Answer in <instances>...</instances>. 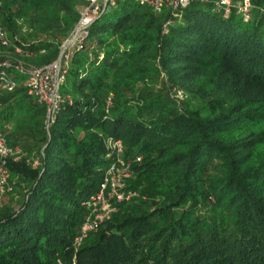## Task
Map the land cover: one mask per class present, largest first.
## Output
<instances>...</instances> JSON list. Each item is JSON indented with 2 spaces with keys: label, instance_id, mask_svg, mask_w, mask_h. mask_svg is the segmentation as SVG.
Listing matches in <instances>:
<instances>
[{
  "label": "trees",
  "instance_id": "obj_1",
  "mask_svg": "<svg viewBox=\"0 0 264 264\" xmlns=\"http://www.w3.org/2000/svg\"><path fill=\"white\" fill-rule=\"evenodd\" d=\"M214 1L161 13L118 2L70 52L61 85L70 101L50 125L12 76L0 125L14 120L9 145L36 152L39 164L7 161L0 264H264V0H250L248 22ZM82 3L0 0V26L58 42ZM19 18L30 33L19 32ZM52 41L25 47L46 50L29 63L52 61ZM107 137L121 140L136 174L125 188L137 196L75 247L79 203L114 159Z\"/></svg>",
  "mask_w": 264,
  "mask_h": 264
},
{
  "label": "built area",
  "instance_id": "obj_2",
  "mask_svg": "<svg viewBox=\"0 0 264 264\" xmlns=\"http://www.w3.org/2000/svg\"><path fill=\"white\" fill-rule=\"evenodd\" d=\"M120 1H128L137 6L146 7L154 13H161L164 10L183 8L192 2H208L209 0H83V11L79 19L80 26L75 31V33L82 31V34L79 35L77 40L78 47L76 48L81 47L82 41L88 35L89 26L108 10L115 7ZM213 4L217 11H223L225 15L235 8L236 13L241 17L243 22H248L252 18L253 5L250 0L236 2H232L231 0H215ZM261 11L264 10L261 9ZM32 42L33 40L27 43L23 42L17 35H11L10 38H7L6 30L0 28V46H12V51L15 54L32 55L33 53H45L44 47H39L34 51L25 48ZM68 42L61 46L62 53L66 47L68 49ZM69 54V52L64 54L65 63L68 60ZM60 58L61 56H57L52 61L39 66L23 64L21 62L8 63L7 60H2L0 62V91L13 90L17 84L12 76L14 74L22 76L27 95L33 97L39 104L44 106L47 122H53L63 105L70 101L68 95L61 93L65 68L61 65ZM9 69H13L14 74H10ZM108 103L109 98L106 101V104ZM8 130V126L0 125V194L8 190L9 172L7 161L9 159H18L23 155L20 148L9 145L6 137ZM105 146L108 149L107 156H112L114 159L103 170L96 190L79 203L85 211V215L79 233L73 240L75 247L81 243L89 232H95L99 226L111 217L117 204L137 196L136 191L125 188V183L131 175V168L129 163L122 159L123 144L121 140L119 138L107 137L105 139ZM36 165L37 162L34 161L33 166Z\"/></svg>",
  "mask_w": 264,
  "mask_h": 264
},
{
  "label": "rangeland",
  "instance_id": "obj_3",
  "mask_svg": "<svg viewBox=\"0 0 264 264\" xmlns=\"http://www.w3.org/2000/svg\"><path fill=\"white\" fill-rule=\"evenodd\" d=\"M139 7H142V6H139ZM77 11H78V14H79L78 19L74 22L72 28L67 32L66 36L63 37L61 41H58V42H57V40H53L52 41V40H50L48 38V36L46 34H39V35L38 34H36V35L33 34L32 36H30L31 38L28 41L23 40V39H21V40H23V42H26L27 43V42L31 41V39L33 38V41H36L38 39H42V40H45V41H52V42H54V44H56V46H57V55H56V57L57 56L58 57L61 56V58H60L61 59V65H63V67L66 68V65L65 64H67V62L65 63L66 60L64 58V54H67L68 52L70 53L73 49H75L76 47H78L77 40L79 38V35L82 34V31H79V32L77 31V33H75V31L78 28V26H80L79 25V19H80V15H81V13L83 11V4H81L80 6L77 7ZM17 21H18V26L20 27V29H19L20 31L19 32H21V33L22 32L23 33H30L31 32V29L28 27V24H27V22L25 21L24 18H19ZM0 28L5 29L6 30V37L7 38H10L11 33L5 27H3V26H0ZM68 40H69V42H68ZM67 42L69 44L68 49L66 47L65 48V51L62 53L61 52V49H62L61 46L64 45V44H66ZM45 53H46V50H45ZM19 55H21V56H19ZM19 55H15V53L10 54L8 52H7V54H4L0 50V59L7 60L8 63H11V62L12 63L13 62H21L23 64H25V63L26 64H31V63H29V61L32 58L35 59L36 57H38V56L35 57V55H36L35 53H33L32 55H25V54L21 53ZM9 73L10 74L11 73L14 74V72L11 71V70H9ZM15 76H17V75H15ZM18 84L20 86H24V80L23 79L20 80L18 82ZM172 92H173V97L175 99L182 100L184 98V95H183V93L180 90L173 89ZM17 116H18L17 118H20L21 117L20 114H17ZM50 123H52V122H48L49 125H50ZM5 124H6V126H8L9 129H10V127L13 128L14 127V120L8 121ZM19 159H24V161H26V163H28L31 167H34L33 166V162L34 161L37 162V165L39 164V162H38V154L36 152H34V151L33 152H30V153L23 152V155H21L18 159H14V161L16 162ZM136 161H139V157L136 158ZM135 175H136L135 174V171L132 169L131 170L130 177H134ZM10 185L11 184L8 182V186L7 187L10 188Z\"/></svg>",
  "mask_w": 264,
  "mask_h": 264
}]
</instances>
